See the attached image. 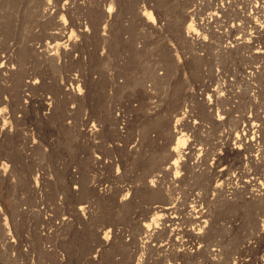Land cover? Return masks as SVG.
Returning a JSON list of instances; mask_svg holds the SVG:
<instances>
[{
  "label": "rangeland",
  "instance_id": "rangeland-1",
  "mask_svg": "<svg viewBox=\"0 0 264 264\" xmlns=\"http://www.w3.org/2000/svg\"><path fill=\"white\" fill-rule=\"evenodd\" d=\"M49 1L0 0V264H264V184L243 176L264 178V135H224L264 126V0ZM192 196L199 244L145 241L155 204Z\"/></svg>",
  "mask_w": 264,
  "mask_h": 264
},
{
  "label": "bare ground",
  "instance_id": "bare-ground-1",
  "mask_svg": "<svg viewBox=\"0 0 264 264\" xmlns=\"http://www.w3.org/2000/svg\"><path fill=\"white\" fill-rule=\"evenodd\" d=\"M36 1V0H35ZM40 1V6L38 7V6H36L35 8H39L38 9V12L40 13V15L43 17V16H45L46 14H48V13H51L52 11H57V12H60V6H57V5H53L54 7H55V9H52V8H54L53 6H49V4H50V1L49 0H39ZM34 3V2H33ZM38 3V2H37ZM36 3V4H37ZM31 5V4H30ZM59 5V4H58ZM33 6V5H32ZM37 10V9H36ZM35 10V11H36ZM108 10V11H107ZM106 11L107 12H110L111 10L108 8ZM51 11V12H50ZM54 12V13H55ZM38 13V14H39ZM189 13V11L187 12V11H182V16L184 15V17H186L187 16V14ZM48 15H51V14H48ZM37 18V17H36ZM40 19H42V18H40ZM182 19H184V18H182ZM186 19V18H185ZM37 20V19H36ZM59 21V20H58ZM149 21H151L149 18H148V22ZM43 21H41V23H42ZM57 24L58 23H60V22H56ZM63 23V22H62ZM61 23V25H63ZM55 24V23H54ZM57 24H55V25H57ZM43 25V24H42ZM60 26V25H59ZM58 26V27H59ZM67 26V25H66ZM57 28V27H56ZM55 28V29H56ZM61 28H66L65 27V23H64V26L62 27L61 26ZM60 28V29H61ZM59 29V28H58ZM63 31H65V33H66V30H63ZM62 31V32H63ZM190 30H189V28H188V31H186V33H188V35L189 36H191L190 35V32H189ZM52 32V31H51ZM50 32V33H51ZM54 33H59L60 34V32H58V31H56V32H54ZM53 33V34H54ZM63 34V33H61L60 34V36L61 37H65V35L66 34ZM53 34H51L52 36H53ZM58 34V35H59ZM55 35H57V34H55ZM62 39V38H61ZM198 39V38H197ZM69 40V39H68ZM238 40V39H237ZM248 39H243L242 41H239L238 43L240 44V43H245L246 41H247ZM249 41V40H248ZM70 42V41H69ZM56 43V42H55ZM47 44H49V42L47 43ZM52 44V43H51ZM54 44V43H53ZM62 45V43H60V42H57L55 45H53V46H50V45H47V49L49 48V47H52V49L51 50H53V48L55 49V51L54 52H49V53H51V54H56L57 52H58V50H59V48L61 49V48H65V45L62 47L61 46ZM230 46H232V45H229V47ZM46 49V51H48ZM50 50V49H49ZM50 50V51H51ZM64 50V49H63ZM67 53V52H66ZM58 54V53H57ZM77 90H80V88L79 87H77L76 88ZM217 93H219V91L218 90H216V91H214L213 92V95H215V94H217ZM211 95V94H210ZM222 95V94H221ZM207 97H209V96H207ZM212 97V96H211ZM209 100H211L210 98H208ZM214 100V99H213ZM210 101H208V103H209ZM212 102V101H211ZM209 103L210 105L212 104V103ZM213 104H215V102H213ZM207 107V106H206ZM208 109V108H207ZM210 109H211V106H210ZM211 114V113H210ZM219 115V114H218ZM250 115V114H249ZM211 116H212V114H211ZM214 117V116H213ZM222 117H224V116H222ZM222 117L221 116H218V119L220 120V121H223V120H221L222 119ZM239 117V116H238ZM225 120V119H224ZM227 121V120H226ZM243 121V122H242ZM224 122V121H223ZM234 122H236L237 123V127L239 126L240 128H239V130L234 134L233 133V131L232 130H234V129H231V131H227L224 135H225V141H226V139H227V141H229V142H227V146H229L230 147V150H235V151H241L242 149H244V146L242 147V144H243V141H246V143H244V145L246 144V145H251V144H253V142L257 139L256 137L258 136V134H256L257 133V130L259 131H262V133H263V135H264V126L262 127L261 126V124H258V123H256L253 119H252V117L251 116H248V114H247V116H246V114L244 113H242V115L239 117V118H237L236 119V121H234ZM241 122H242V124H241ZM235 123V124H236ZM234 134V135H233ZM259 137H260V135H259ZM261 138V137H260ZM178 140V144L176 143V145L172 148V153H171V155L170 156H172V157H176L175 159H174V161L173 160H171V166L169 167L170 169H171V167H174L175 165L177 166V162L179 161V156H181V154H182V152H184V150L182 149L183 148V146L185 147V148H187V146H185V143H184V139L185 138H181V137H178L177 138ZM230 140H233V142L230 144ZM179 143H184V145H182V144H179ZM189 145V144H188ZM192 148V147H191ZM190 148V149H191ZM247 148V147H246ZM193 149V148H192ZM191 149V150H192ZM186 150V149H185ZM188 152V150L187 151H185V153H187ZM169 153V154H170ZM176 155V156H175ZM169 156V157H170ZM251 156V155H250ZM250 158V157H249ZM170 160V159H169ZM173 161V162H172ZM196 163V162H195ZM198 164V163H197ZM169 165V164H168ZM167 165V166H168ZM213 165V166H212ZM212 168H216L217 166H219V165H221V159L219 160L218 158L212 163ZM220 167V166H219ZM168 169V168H167ZM212 172V171H211ZM210 172V173H211ZM253 171H250V172H248V173H244V177H247V179L246 180H244V182L245 183H249V182H254V185H256V186H261V185H263L264 184V178H262L261 177V175H259V176H253V174H258V173H252ZM224 174H225V172H224V168H222V169H220V171L218 172V173H214V178L216 179V181L215 182H217V181H219L223 176H224ZM213 176H212V178H213ZM211 177V176H210ZM213 178V179H214ZM157 180V179H156ZM155 179H151V183H152V185L154 184V182L156 181ZM209 183V182H208ZM218 185H219V183H217ZM221 184V183H220ZM151 185V186H152ZM208 187V186H207ZM257 187V188H258ZM262 189V188H261ZM260 190V189H259ZM206 192V191H205ZM130 194V193H129ZM168 194V193H167ZM203 194H205V193H203ZM200 195V194H199ZM127 196H129L128 195V193H127ZM204 196V195H203ZM202 196V197H203ZM207 196V195H206ZM210 197V196H209ZM162 198H164V197H162ZM200 197H198V196H192L190 199H189V202L188 203H186V204H184L182 207H178L177 205L178 204H172V203H170V202H166L165 201V199H163L164 201H162V203H161V201H160V203H158L157 205L155 204V206L153 207L154 209L153 210H155V211H157V215H158V219H156V217H155V219L156 220H154V218L152 219V221H151V223H147V221L145 220V218L143 219V220H145V222L147 223L146 224V226H145V228H144V230L143 231H141V233L143 232V233H145V232H147V234L144 236V238H148L147 240H145V241H147V242H151L152 240L154 241V240H156V238L158 239V237H161L160 235L162 234L163 235V233L164 234H166V236L165 235H163V237L165 236V237H167L166 239H165V241H163V240H160V241H158V243L156 242L155 244H154V242H151V243H153L152 245L154 246V245H157V248H159V247H161V248H164V247H167V246H170V244L172 243V241L174 240V242L176 243V244H178L177 246H179V248L177 249L178 250V253H182L183 252V254L184 253H189V248L188 247H185L184 246V244H186V246H187V244H190V246L192 245V247H195V244L197 243V244H199L201 241H202V239L205 237V228L207 227V225H208V223H209V219L208 218H206L205 216H206V214L205 215H203L202 214V211H201V209H203L205 206L203 205V201H205V200H203L202 198H201V200L199 199ZM131 199V198H130ZM203 200V201H202ZM188 201V200H187ZM158 202V201H157ZM178 202V201H177ZM129 203V202H128ZM132 203H133V201H132ZM205 203V202H204ZM208 203V202H207ZM136 205V204H135ZM87 206V205H86ZM86 206L85 207H83V205L81 206V207H79L81 210H84L85 208H86ZM180 206V205H179ZM150 210V209H149ZM134 212H136V210H133V214H134ZM138 216V215H137ZM143 216V215H142ZM147 216V215H146ZM137 218H139V217H137ZM140 220V219H139ZM137 222H138V220H137ZM185 222H187L186 224H188L189 223V225H190V228L189 227H187L188 229H186V230H184L185 232H187L186 234L188 235V236H190L189 237V239H181V238H179V237H177L178 239H173L174 237V235H176L177 233H178V231L181 229V227H183V226H181L183 223H185ZM157 223V224H156ZM140 224H141V222H140ZM145 224V223H144ZM184 225V224H183ZM141 226H143L142 224H141ZM180 226V227H179ZM188 226V225H187ZM186 227V226H185ZM142 228V227H141ZM184 228V227H183ZM146 229V230H145ZM210 230V229H209ZM181 231V230H180ZM183 231V230H182ZM208 232V231H207ZM135 233H136V231H135ZM169 233V234H168ZM134 234V233H133ZM132 234V235H133ZM140 233H138V235H139ZM142 236H143V234H142ZM182 236V235H181ZM186 236V235H185ZM187 236V237H188ZM138 237V236H137ZM184 237V236H183ZM135 238V237H134ZM141 238V237H140ZM142 239V238H141ZM140 239V240H141ZM138 240H139V238L137 239V242H138ZM167 240V241H166ZM140 242V241H139ZM173 242V243H174ZM151 243H148V244H150V247L152 246L151 245ZM138 244V243H137ZM147 244V245H148ZM173 245V244H172ZM149 246V245H148ZM139 247V246H138ZM199 247V246H198ZM152 248V247H151ZM156 248V249H157ZM168 249V247L166 248V250ZM198 249V248H197ZM202 249V248H201ZM154 250V249H153ZM161 250V249H160ZM163 250H165V248L163 249ZM156 251V250H155ZM180 251V252H179ZM137 252V251H136ZM175 252V251H174ZM132 253V252H131ZM152 253V252H151ZM134 254H132V256H133ZM131 256V255H130ZM135 257V256H134ZM134 257H130V260H129V262H130V264H133V262H131L132 260H134ZM157 260V259H156ZM138 261V260H137ZM158 261V260H157ZM135 264H138V262H134ZM140 263V262H139ZM153 263V262H152ZM154 263H156V262H154ZM158 264V263H157ZM180 264V263H179Z\"/></svg>",
  "mask_w": 264,
  "mask_h": 264
}]
</instances>
